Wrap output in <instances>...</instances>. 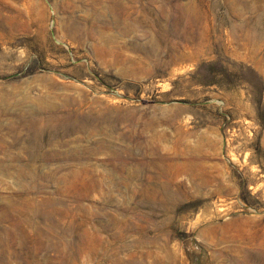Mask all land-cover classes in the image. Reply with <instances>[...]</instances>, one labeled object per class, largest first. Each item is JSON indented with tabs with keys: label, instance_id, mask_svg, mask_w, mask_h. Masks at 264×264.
Listing matches in <instances>:
<instances>
[{
	"label": "rangeland",
	"instance_id": "rangeland-1",
	"mask_svg": "<svg viewBox=\"0 0 264 264\" xmlns=\"http://www.w3.org/2000/svg\"><path fill=\"white\" fill-rule=\"evenodd\" d=\"M0 264H264V0H0Z\"/></svg>",
	"mask_w": 264,
	"mask_h": 264
}]
</instances>
